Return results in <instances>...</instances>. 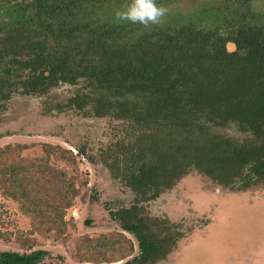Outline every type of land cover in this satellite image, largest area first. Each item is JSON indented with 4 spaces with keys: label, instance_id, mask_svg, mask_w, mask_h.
I'll return each mask as SVG.
<instances>
[{
    "label": "trees",
    "instance_id": "1",
    "mask_svg": "<svg viewBox=\"0 0 264 264\" xmlns=\"http://www.w3.org/2000/svg\"><path fill=\"white\" fill-rule=\"evenodd\" d=\"M130 2L0 0V101L8 89L44 95L82 79L88 91L67 107L133 125L136 141L118 145L109 157L136 198L112 215L138 243L139 255L125 264H154L172 250L171 228L148 216L145 205L190 171L238 191L264 183V22L226 36L220 30L228 15L211 7L186 22L180 14L169 24L118 19L115 13ZM209 19L212 25L202 29ZM230 42L236 52H228ZM231 126L242 138L224 132ZM43 148L42 156L31 159L21 155L25 146L0 149V190L30 220V234L64 235L68 210L87 183L80 182L77 155ZM14 153L17 160L9 163ZM87 240L81 246L84 261L109 264L135 250L121 232L93 244ZM47 256L44 250L7 251L0 253V264H43Z\"/></svg>",
    "mask_w": 264,
    "mask_h": 264
},
{
    "label": "rangeland",
    "instance_id": "2",
    "mask_svg": "<svg viewBox=\"0 0 264 264\" xmlns=\"http://www.w3.org/2000/svg\"><path fill=\"white\" fill-rule=\"evenodd\" d=\"M157 6L167 11L157 23L148 24H169L173 14H180L186 22L208 7L228 15L225 30H220L226 36L252 27L258 19L264 22V0L253 4L245 0H165ZM204 24L200 26L207 29L212 20ZM20 73L22 77L28 74ZM86 91L80 79L75 85L59 84L44 95L8 89V96L0 101V149L25 146L21 155L29 159L42 156L44 145L67 150L77 155L80 182L87 183L68 210L64 235L30 234V220L19 212L17 202L0 190V253L44 250L48 256L43 264H108L84 261L81 246L86 238L93 244L102 235L121 232L133 242L134 253L109 264H125L139 255L136 239L124 232L112 215L129 208L136 195L121 174L112 170L114 161L109 157L118 145L134 143L138 133L123 120L84 115L67 107L70 99ZM224 132L242 138L235 126ZM81 150L85 152L79 154ZM16 160V153L7 156L9 163ZM116 165L122 167L123 162ZM60 167L71 177V168L63 162ZM145 207L148 216L168 221L171 228L168 248L172 250L154 264H264V183L238 191L192 170Z\"/></svg>",
    "mask_w": 264,
    "mask_h": 264
},
{
    "label": "clouds",
    "instance_id": "3",
    "mask_svg": "<svg viewBox=\"0 0 264 264\" xmlns=\"http://www.w3.org/2000/svg\"><path fill=\"white\" fill-rule=\"evenodd\" d=\"M166 11V8L157 6L155 0H131L125 10H118L115 15L121 20L147 25L149 22L157 23Z\"/></svg>",
    "mask_w": 264,
    "mask_h": 264
},
{
    "label": "water",
    "instance_id": "4",
    "mask_svg": "<svg viewBox=\"0 0 264 264\" xmlns=\"http://www.w3.org/2000/svg\"><path fill=\"white\" fill-rule=\"evenodd\" d=\"M227 50H228V52H230V53L235 52V51L237 50V46H236V44H235V43H232V42L228 43V45H227Z\"/></svg>",
    "mask_w": 264,
    "mask_h": 264
}]
</instances>
